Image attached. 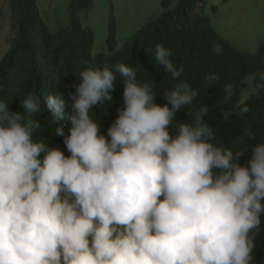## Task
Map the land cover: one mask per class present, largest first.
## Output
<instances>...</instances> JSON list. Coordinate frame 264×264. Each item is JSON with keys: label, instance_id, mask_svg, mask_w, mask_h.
Wrapping results in <instances>:
<instances>
[{"label": "clouds", "instance_id": "9594fccd", "mask_svg": "<svg viewBox=\"0 0 264 264\" xmlns=\"http://www.w3.org/2000/svg\"><path fill=\"white\" fill-rule=\"evenodd\" d=\"M171 56L156 45V61L177 81L162 106L154 85L137 83L124 63L80 71L70 126L54 131L63 142L33 133L45 107L55 124L64 118L63 94L43 102L28 95L23 114L0 101V264H252L250 233L264 214V142L242 166L244 151L214 143L203 106L173 134L177 113L198 93ZM118 76L124 106L105 135L90 109L112 102ZM205 79L211 88L219 77ZM234 91L224 85L225 101Z\"/></svg>", "mask_w": 264, "mask_h": 264}, {"label": "trees", "instance_id": "16d2710c", "mask_svg": "<svg viewBox=\"0 0 264 264\" xmlns=\"http://www.w3.org/2000/svg\"><path fill=\"white\" fill-rule=\"evenodd\" d=\"M174 1L161 0L162 13L121 48L115 22L111 21L108 52L93 56L95 35L78 17L79 12L89 10L93 0H70L69 23L55 32L44 22L39 0H9L16 34L0 60V101L9 104L11 111L23 114L20 100L28 95L43 102L49 94H63L67 100L63 119L55 124L46 107L33 117L40 121V128L33 132L39 142L57 139L63 142V137L55 135V127L70 126L67 116L71 113V95L81 82L79 72L86 68L111 69L124 63L136 72L137 83L154 85L155 102L164 105L163 91L177 81L155 59L156 45L163 44L171 49L173 64L183 67L180 79L189 81L198 93L192 105L177 113L170 131L175 134L179 123L192 122V112L207 107L205 122L213 129L214 143L244 151L238 163L247 164L253 146L264 142V41L254 53L238 49L212 28L208 17L197 13L201 0H176L172 5ZM215 45L221 49L219 54L212 51ZM209 74L219 77L211 88L205 79ZM248 78L252 79V92L241 102L240 82ZM124 79L118 76L112 102L104 101L90 109V116L99 121L102 134L106 135L118 116L117 110L124 106ZM228 83L235 91L225 101L223 87ZM244 107L247 112L241 111ZM225 113L230 115L225 118ZM248 131L253 133L252 138ZM61 148L69 155L64 143ZM250 235L254 243L252 264H264V214L259 228Z\"/></svg>", "mask_w": 264, "mask_h": 264}, {"label": "rangeland", "instance_id": "374dc122", "mask_svg": "<svg viewBox=\"0 0 264 264\" xmlns=\"http://www.w3.org/2000/svg\"><path fill=\"white\" fill-rule=\"evenodd\" d=\"M197 13L208 17L212 28L234 47L254 53L264 41V0H201ZM70 0H39L44 22L55 32L69 23ZM176 0L172 3L174 5ZM163 11L161 0H93L79 12L82 24L95 35L92 55L108 52L107 38L115 22L118 48ZM9 0H0V60L15 37ZM252 92V79L240 82L241 102Z\"/></svg>", "mask_w": 264, "mask_h": 264}]
</instances>
